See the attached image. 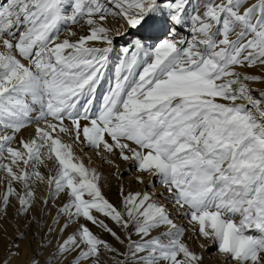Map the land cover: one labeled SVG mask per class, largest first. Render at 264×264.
<instances>
[{
	"label": "snow or ice",
	"instance_id": "6c2138e0",
	"mask_svg": "<svg viewBox=\"0 0 264 264\" xmlns=\"http://www.w3.org/2000/svg\"><path fill=\"white\" fill-rule=\"evenodd\" d=\"M213 246L264 264V0H0V264H205Z\"/></svg>",
	"mask_w": 264,
	"mask_h": 264
},
{
	"label": "rangeland",
	"instance_id": "374dc122",
	"mask_svg": "<svg viewBox=\"0 0 264 264\" xmlns=\"http://www.w3.org/2000/svg\"><path fill=\"white\" fill-rule=\"evenodd\" d=\"M185 32H187V29H185ZM124 41H119V44H123ZM119 46V45H118ZM115 63V59L113 60V64ZM114 71V68H113ZM112 72H109V77L112 76ZM254 87H260L259 84H254ZM107 90V81L104 82V87L101 88L98 93V100L102 99L103 94L106 92ZM26 132H24L23 134L26 136L25 134ZM29 134V133H27ZM84 152V153H83ZM82 155H84L85 159L87 161L90 160L91 164L97 168L100 172L103 173V175L107 178L108 183L110 184V188L106 189V196L108 197V199L113 202L114 204H119V192H118V187H119V183H121V181H118L115 177L114 173V169H112L108 164H106L103 159L101 157H98L95 155L94 151L88 147H83L82 150ZM121 169L123 170V183L126 185V187L128 188H132L135 190H147V191H153V189L151 187H145V185H136L132 179V173L134 171V169L131 168V166L126 165L121 163ZM111 174V175H110ZM155 185H156V190L160 189L161 190V186L158 180L154 181ZM177 223H182L186 225V221H182V220H177ZM89 227H91L93 229L94 232H98L100 235H102V237L106 240H109L110 242H112V238L110 236H108L106 233H103L102 230L95 228L92 225H89ZM197 250L199 251V248L197 247ZM205 255V264H223L222 258H219L216 255V249L215 246H213L208 252L204 253ZM110 259V257H109Z\"/></svg>",
	"mask_w": 264,
	"mask_h": 264
},
{
	"label": "bare ground",
	"instance_id": "6f19581e",
	"mask_svg": "<svg viewBox=\"0 0 264 264\" xmlns=\"http://www.w3.org/2000/svg\"><path fill=\"white\" fill-rule=\"evenodd\" d=\"M99 92H100V91H98V93H99ZM99 102H100V100H98V98H97V103H99ZM32 131H33V129L29 128L28 131H26V133H25L26 136L28 135L27 133H30V132H32ZM83 153H84V152H83ZM83 157H85V156L83 155ZM84 160H85V163H86V164L89 163V161H87L85 158H84ZM91 166L94 167L92 164H91ZM159 190H160V189H157V191H159Z\"/></svg>",
	"mask_w": 264,
	"mask_h": 264
}]
</instances>
